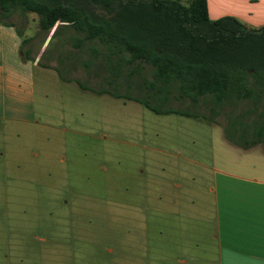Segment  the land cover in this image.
Instances as JSON below:
<instances>
[{
    "label": "rangeland",
    "instance_id": "rangeland-1",
    "mask_svg": "<svg viewBox=\"0 0 264 264\" xmlns=\"http://www.w3.org/2000/svg\"><path fill=\"white\" fill-rule=\"evenodd\" d=\"M220 3L249 12L247 28L264 25V0ZM36 19L6 18L24 49L42 47L33 121L0 122V264H217L207 236L215 170L264 178V135L242 152L223 129L257 120L260 101L253 111L247 99L223 103L214 115L209 96L192 103L159 84L155 93L148 65L130 73L126 53L104 57L96 40L76 46L80 33L60 23L48 34ZM197 240L205 256H173Z\"/></svg>",
    "mask_w": 264,
    "mask_h": 264
},
{
    "label": "trees",
    "instance_id": "trees-1",
    "mask_svg": "<svg viewBox=\"0 0 264 264\" xmlns=\"http://www.w3.org/2000/svg\"><path fill=\"white\" fill-rule=\"evenodd\" d=\"M14 12L35 14L45 32L57 24L54 34L60 23L71 27L81 34L76 46L96 40L107 53L104 57L126 53L122 64L131 66L130 73L144 65L153 69L149 89L156 93L159 85L167 86L166 96L173 93L192 103L209 96L214 115L223 103L247 99L253 111L260 101L257 120L235 127L233 133L223 132L242 149L262 141L264 25L247 28L229 15L210 19L206 0H0V23ZM16 32L20 35L19 29ZM135 101L159 113L147 101ZM162 113L191 116L173 109Z\"/></svg>",
    "mask_w": 264,
    "mask_h": 264
},
{
    "label": "crops",
    "instance_id": "crops-1",
    "mask_svg": "<svg viewBox=\"0 0 264 264\" xmlns=\"http://www.w3.org/2000/svg\"><path fill=\"white\" fill-rule=\"evenodd\" d=\"M243 2L251 8L258 0ZM206 9L210 19L229 15L245 24L253 19L249 12H240L241 8L223 9L220 0H212L211 5L206 0ZM8 24L13 23L6 19L0 23V122L28 124L34 118L33 73L40 61L42 44L29 53L30 46L24 49L22 35L16 32V28L21 29ZM41 66L42 69L47 67L46 64ZM212 192L213 229L207 236L214 242L217 264H264V178L215 170ZM182 216L192 217L189 214ZM173 217L175 227L180 221L176 215ZM195 242L177 254L174 247L173 256H205L201 242ZM176 261L179 264L185 262L183 258Z\"/></svg>",
    "mask_w": 264,
    "mask_h": 264
}]
</instances>
